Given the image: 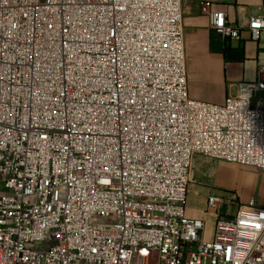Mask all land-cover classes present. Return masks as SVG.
Returning a JSON list of instances; mask_svg holds the SVG:
<instances>
[{
    "label": "built area",
    "instance_id": "obj_1",
    "mask_svg": "<svg viewBox=\"0 0 264 264\" xmlns=\"http://www.w3.org/2000/svg\"><path fill=\"white\" fill-rule=\"evenodd\" d=\"M186 57L182 0H0V264H264L255 199L187 213L196 155L264 174V66L218 105Z\"/></svg>",
    "mask_w": 264,
    "mask_h": 264
},
{
    "label": "crops",
    "instance_id": "obj_2",
    "mask_svg": "<svg viewBox=\"0 0 264 264\" xmlns=\"http://www.w3.org/2000/svg\"><path fill=\"white\" fill-rule=\"evenodd\" d=\"M205 4L225 12L229 23L241 28V39L223 40L212 32ZM182 6L189 95L218 105L239 96L241 84L254 82L258 68L264 66V32L255 41L247 29L251 19L264 17V0H182ZM190 194L205 201L209 192L190 185ZM187 213L205 221V212L188 207Z\"/></svg>",
    "mask_w": 264,
    "mask_h": 264
},
{
    "label": "rangeland",
    "instance_id": "obj_3",
    "mask_svg": "<svg viewBox=\"0 0 264 264\" xmlns=\"http://www.w3.org/2000/svg\"><path fill=\"white\" fill-rule=\"evenodd\" d=\"M190 185H195L198 190L208 191L207 197L210 194L222 196L226 204L221 212L227 216H234L238 206L246 205L251 199H255L259 206L264 205V174L253 168L197 156L191 171ZM189 197V208L205 212L206 231L209 236L216 217L212 218L211 212H206L207 197L205 201L194 194Z\"/></svg>",
    "mask_w": 264,
    "mask_h": 264
}]
</instances>
